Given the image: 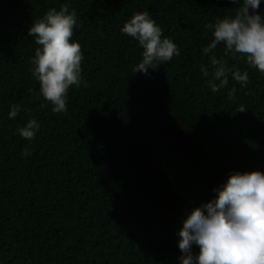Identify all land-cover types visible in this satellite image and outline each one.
I'll list each match as a JSON object with an SVG mask.
<instances>
[{
	"label": "trees",
	"instance_id": "1",
	"mask_svg": "<svg viewBox=\"0 0 264 264\" xmlns=\"http://www.w3.org/2000/svg\"><path fill=\"white\" fill-rule=\"evenodd\" d=\"M64 4L77 13L82 82L54 113L32 75L39 46L28 30ZM237 6L0 0V264H180L183 217L233 172L264 173V74L223 45L203 53L213 39L205 25ZM144 11L181 53L147 75L134 71L142 48L120 31ZM211 56L247 72V86L229 74L212 92L201 72ZM32 119L40 127L29 141L17 129Z\"/></svg>",
	"mask_w": 264,
	"mask_h": 264
},
{
	"label": "clouds",
	"instance_id": "2",
	"mask_svg": "<svg viewBox=\"0 0 264 264\" xmlns=\"http://www.w3.org/2000/svg\"><path fill=\"white\" fill-rule=\"evenodd\" d=\"M232 2L238 6L231 14L205 25L213 39L203 53L208 55L223 45L225 55L240 54L248 65L264 74V16L257 11L262 0ZM78 26L76 11H69V5L64 4L59 10L49 9L28 30V36L39 46L31 58L32 75L54 113L66 111L69 88L79 87L82 82L83 53L79 42L71 39ZM120 31L142 48L135 72L147 75L149 69L156 70L181 54L171 39L162 38L161 28L147 11L133 14ZM210 65L211 72L206 66H201V72L209 78L207 85L212 92L228 85L229 74L242 87L247 86V72L232 70L215 56L210 57ZM20 110L19 105H13L9 118L14 119ZM39 127L32 119L17 132L31 141ZM30 155L28 150L23 153L25 157ZM213 191V199L183 217V226L177 232L180 264H264V173L233 172ZM194 248L199 249L198 253L193 252Z\"/></svg>",
	"mask_w": 264,
	"mask_h": 264
}]
</instances>
